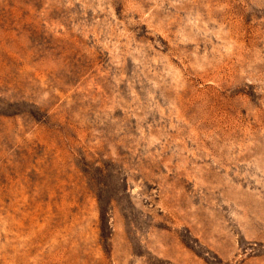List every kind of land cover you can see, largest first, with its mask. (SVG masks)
<instances>
[{
  "label": "rangeland",
  "instance_id": "374dc122",
  "mask_svg": "<svg viewBox=\"0 0 264 264\" xmlns=\"http://www.w3.org/2000/svg\"><path fill=\"white\" fill-rule=\"evenodd\" d=\"M0 264H264V0H0Z\"/></svg>",
  "mask_w": 264,
  "mask_h": 264
}]
</instances>
